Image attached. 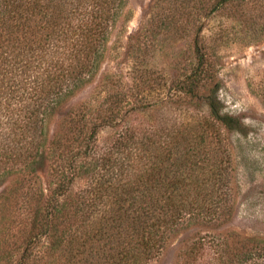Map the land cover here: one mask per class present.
I'll return each mask as SVG.
<instances>
[{"label": "trees", "instance_id": "16d2710c", "mask_svg": "<svg viewBox=\"0 0 264 264\" xmlns=\"http://www.w3.org/2000/svg\"><path fill=\"white\" fill-rule=\"evenodd\" d=\"M127 4L0 0V264H149L186 231L177 264H264V238L221 233L236 214L232 137L252 128L226 112L201 35L223 9L243 20L246 0H155L136 38L192 34L189 67L158 91L150 68L134 69L131 89L65 112L50 134ZM263 34L244 30L250 42ZM103 127L119 130L108 146Z\"/></svg>", "mask_w": 264, "mask_h": 264}, {"label": "rangeland", "instance_id": "374dc122", "mask_svg": "<svg viewBox=\"0 0 264 264\" xmlns=\"http://www.w3.org/2000/svg\"><path fill=\"white\" fill-rule=\"evenodd\" d=\"M155 0H128L126 11L113 30L106 58L95 78L77 92L50 121V134H55L65 112L79 109L87 102L102 101L111 93L131 89L132 72L139 67L150 68L156 81L152 91L166 89L168 75L182 73L193 58L190 33L177 34L167 29L156 30L144 46L137 33L149 19L148 12ZM246 16L240 20L232 9H223L206 21L201 34L212 48L211 60L220 70L224 87L220 98L226 112L240 116L251 129L245 140L232 137L234 150L233 196L236 201L235 217L221 233L236 231L248 237L264 238V34L250 42L245 29L264 26V0H246ZM240 20V21H239ZM192 30V29H191ZM135 35V36H134ZM134 36L139 60L128 51L130 37ZM153 92L152 98H156ZM116 128H101L98 145L108 146L116 138ZM7 184L0 188L3 189ZM193 231L177 236L162 256L149 264H177L181 240Z\"/></svg>", "mask_w": 264, "mask_h": 264}]
</instances>
